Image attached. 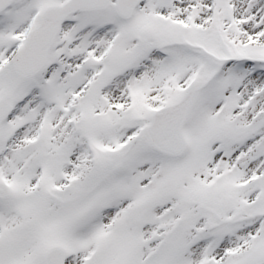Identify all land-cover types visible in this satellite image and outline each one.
<instances>
[{"label": "snow or ice", "instance_id": "6c2138e0", "mask_svg": "<svg viewBox=\"0 0 264 264\" xmlns=\"http://www.w3.org/2000/svg\"><path fill=\"white\" fill-rule=\"evenodd\" d=\"M0 264H264V0H0Z\"/></svg>", "mask_w": 264, "mask_h": 264}]
</instances>
